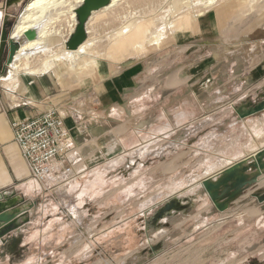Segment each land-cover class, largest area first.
Returning <instances> with one entry per match:
<instances>
[{
    "label": "crops",
    "instance_id": "obj_1",
    "mask_svg": "<svg viewBox=\"0 0 264 264\" xmlns=\"http://www.w3.org/2000/svg\"><path fill=\"white\" fill-rule=\"evenodd\" d=\"M21 12H10L11 19L20 17ZM0 13L4 15L3 11ZM199 45L201 54H195L188 66L184 61L176 70H154L153 60L148 57L119 63L101 59L93 72L79 76L81 80H73L70 85L60 84L52 72H20L17 86L9 88L3 81L10 77L11 65L3 67L0 193L15 194L36 205L28 224L0 239V264H16L13 257L18 256L19 264H35L36 256L44 251L41 241L47 236L52 239L49 254L62 250L69 255H89L91 240L100 241L106 236L102 208L106 205L109 176H113L115 206L127 209V216L115 223L113 232H119L121 239H168L169 232H162L161 227L168 225L169 220L155 222L149 213L154 207L155 174L168 179L188 176L181 189L188 191L186 197L182 195V203L195 206L202 180L264 148V110L240 119L235 103H230L227 109L231 110V117L222 129L217 118L212 117L219 98L250 92L262 94L264 42H252L243 36L228 42L222 36L217 42ZM205 48L210 52H204ZM20 53L21 49L17 54ZM49 109L63 116L68 147L58 157V167L51 177L45 183H37L14 142L11 124ZM203 115L207 118H201ZM238 125L243 131L246 126L251 127L247 135L256 136L245 152H234L233 148L227 153L224 148L219 150L218 143L208 146L202 141L203 133L205 139L234 136ZM203 152H208L210 159L205 165ZM248 196L246 191L238 199L243 201ZM260 198L264 199V191ZM257 202L262 211L260 221L264 200ZM73 242L81 244L82 249L64 248V244Z\"/></svg>",
    "mask_w": 264,
    "mask_h": 264
},
{
    "label": "rangeland",
    "instance_id": "obj_2",
    "mask_svg": "<svg viewBox=\"0 0 264 264\" xmlns=\"http://www.w3.org/2000/svg\"><path fill=\"white\" fill-rule=\"evenodd\" d=\"M250 3L252 5L255 4L257 7H250L248 3L240 9H231L229 13L221 17L218 16L214 10L206 14L202 12L198 14V16H200L199 18L202 20L204 17L208 18L210 16L209 18H212L213 21L212 25L206 26L205 24H199L189 31H173L167 24L168 20L167 23L163 24V28L156 24L155 30H153L157 31L156 35H158V38L154 39L151 35L154 31L151 32V29L149 31L150 35L147 36V40H144L145 42H138L141 46L138 45L136 48H130L128 52L125 50L126 48H122L121 45V47L119 46L120 43L118 44V42H116V44L113 42L112 38L114 34L112 26L115 25L114 27L119 29V25H124L125 27L127 25L126 23L111 24L112 28L110 25L103 28L100 27L101 29L98 28L99 30H95L96 35L92 34L93 38L97 36L95 40H98L96 44L98 46V51L91 49L93 55L91 51H89L88 56L81 60L77 68L70 71L67 75V72L62 73L60 69L48 72H52L58 78L60 84L70 85L73 80H81L79 76L82 75L86 77L90 72L95 70L97 61L94 60L104 59L112 63H119L131 58L138 59L148 57L149 60H153V69L162 71L163 73L165 69L166 71L168 69L176 70L184 61L187 62V66L191 64L189 62L197 56L195 54H201L199 51L200 42H217V39L219 40L222 36L226 38L228 42H233L235 37L239 36H243V38L245 37L252 42H264V0H257V2L256 0H251ZM128 8L129 10H127ZM128 8H126L128 17L131 16L133 10V14L135 13L134 15L138 12L137 17L133 16L129 18L132 20L139 18V10L141 9L137 8L138 11L136 12L135 7L131 6L132 10H130V7ZM163 11H166V8H164ZM148 14L145 20L153 16L152 13ZM17 17L10 20L8 30L14 29L19 19V16ZM3 19L4 15H2L1 18L2 23ZM170 19H172V16L169 17V22ZM2 23H0V26H2ZM136 26V22L132 23L126 33H128V31L129 33L131 31H133L131 33L137 32L138 29ZM135 27L136 30L134 31ZM177 42H186V44L178 45ZM57 43L58 42H54L52 46L55 47ZM124 47L126 46L124 45ZM121 49L122 52L125 50L126 53H122ZM64 50L68 51L65 45ZM203 51L210 52L209 48H205ZM178 53L181 55L178 56ZM20 72L25 73L26 70ZM252 88H250L251 91ZM262 101H264V90L262 94L258 95L250 92V94L242 96H224L223 98L217 99V102H215L217 110L212 117L217 118L219 128L222 129L223 123L231 117V110L227 109L230 103H235V110L241 108L245 111ZM203 117L207 118V116L204 115L201 118ZM250 128L246 126L243 131L242 125H238L236 126V133L234 136L230 137L227 135L226 137L224 136L225 138L223 139H216L215 137L205 139V134L203 133L202 141L203 143H207L208 146L210 143H212V146L218 143L216 146L219 150L224 148L227 153L233 148H236L234 152H245L248 146L256 140L255 135H247V132L252 130ZM239 148L240 150H238ZM208 154V152H203V165L208 164L210 161V159L207 158ZM153 178L154 207L149 211L151 218H155L159 215L163 206L172 200H177L184 205L182 200L187 196L188 191H183L181 189L186 186L188 176L179 175L177 177L174 176L173 179H168L167 176L155 174ZM45 182L46 181L42 183ZM263 186L264 180H262L258 186L256 185L259 194L261 192L263 193ZM106 189V205L102 208L105 213L103 217L105 219L106 236L100 241L91 240L90 254L84 255L78 253L69 255L65 249L67 253L61 250L55 254H49L48 252L52 247V239L47 236L46 239L41 241V247L44 251L40 256H36L37 259L35 264H264V215L263 219L259 221V215L262 211L257 207V199L250 195L255 188H249L250 190H247L249 196L246 199L243 201L236 199L232 202L229 209L224 212H217L214 209L208 196L201 188L199 192L200 195L196 196L198 200L195 206H186V208H182L178 211L172 210L171 212L163 214L164 216L161 220L168 219V222H170L168 225H163V227H161L162 232H169L168 239H157V237L154 240L151 238L121 239L118 237L120 234L119 232H113L115 223L127 216V209L123 206L121 208L115 206L113 176L107 177ZM183 194L184 197L182 196ZM137 209H140V207L134 208V210ZM216 215L220 216L215 217ZM157 234H155V237ZM159 241L161 242L159 243ZM80 247L81 244H78V242L64 244V248L70 250ZM81 249L82 248H80V250ZM18 257L19 258L13 257V262L16 264L20 262V256ZM26 258H29V256H26ZM82 259H85L84 263L81 262ZM1 260L2 256H0V262Z\"/></svg>",
    "mask_w": 264,
    "mask_h": 264
},
{
    "label": "bare ground",
    "instance_id": "obj_3",
    "mask_svg": "<svg viewBox=\"0 0 264 264\" xmlns=\"http://www.w3.org/2000/svg\"><path fill=\"white\" fill-rule=\"evenodd\" d=\"M83 2L84 0H31L29 4L26 5L12 32L13 37L22 38L26 43L21 47V53L17 54L11 64V74H9L10 77L8 79L3 81L4 86L9 88L15 87L17 84V75L22 70H26L25 73L27 74L35 75L60 69L62 73L67 72V75L70 71L77 68L79 62L88 56L91 49L94 51L97 50L98 46L96 44L98 40H95L97 36H94V38L92 37V34H95V30L109 25L111 27V24H127H125V27L124 25H119L118 27L121 29H117V27H114L115 25L111 28L116 31L114 32L112 30L114 33L112 36L113 42L120 43L119 46L121 45L122 48H126L125 50L128 52L130 48H136L139 45L138 42L147 40V36L150 35L149 31L152 29L151 32H153L156 24L163 28V24L167 23V20L169 28L173 29V31H189L199 24H205L206 26L212 25L213 21L212 18H209L210 16L208 18L204 17L202 20L199 18L200 16H198V14L202 12L206 14L214 10L216 14L221 17L229 13L231 9H240L248 3L250 7H257L255 4L252 5L250 3L251 0H111L109 5L93 12L87 21L85 32L86 38L87 34L88 38L86 41L81 44L76 51H65L64 45L74 34L78 25L76 10ZM131 6L136 8V12L138 11L137 8L141 9L139 10V18H135L136 20L129 18L133 16L137 17L138 12L134 15V10L131 12L133 15L127 16L128 7L132 10ZM126 8L128 9L126 10ZM164 8H166V11H163ZM148 13H152L153 16L145 20ZM170 16H172V19H170L169 22ZM1 18L2 14L0 13V23ZM134 22L137 24L136 27L138 31H135V27V33H131L133 31L130 33L128 31V33H126L129 26ZM156 32L157 31H154L151 34L154 39L158 38ZM26 33L34 35L35 38L33 37V39L30 38L29 40L25 39L24 34ZM54 42H58L55 47L52 46ZM124 45L126 47H124Z\"/></svg>",
    "mask_w": 264,
    "mask_h": 264
},
{
    "label": "water",
    "instance_id": "obj_4",
    "mask_svg": "<svg viewBox=\"0 0 264 264\" xmlns=\"http://www.w3.org/2000/svg\"><path fill=\"white\" fill-rule=\"evenodd\" d=\"M31 0H0V11L4 12V19L0 30V72L3 67H9L18 50L26 43L22 38H15L12 35L13 29L8 30L7 25L11 19L10 12L14 10L24 11ZM111 0H84L83 4L76 10L78 25L74 34L65 43L68 51H76L81 44L86 41V24L92 13L98 11L107 5ZM34 35L24 34V38L33 39ZM35 38V37H34ZM264 110V101L252 108L243 111L237 109L236 112L240 119L259 114ZM264 178V148L236 162L219 174L204 179L200 182V187L208 196L214 209L217 212H224L229 209L232 202L241 197L249 188H255L250 194L258 201L260 198L256 185L259 179ZM36 203L32 200L24 199L21 196L12 194L5 196L0 193V239L10 235L12 232L20 229L30 222V213L33 212ZM186 208L177 200L166 203L159 215L155 217V222L163 218V214L178 211Z\"/></svg>",
    "mask_w": 264,
    "mask_h": 264
},
{
    "label": "built area",
    "instance_id": "obj_5",
    "mask_svg": "<svg viewBox=\"0 0 264 264\" xmlns=\"http://www.w3.org/2000/svg\"><path fill=\"white\" fill-rule=\"evenodd\" d=\"M11 128L32 180L37 183L48 180L58 167V157L68 147L64 118L55 109H49L38 116L16 120Z\"/></svg>",
    "mask_w": 264,
    "mask_h": 264
},
{
    "label": "flooded vegetation",
    "instance_id": "obj_6",
    "mask_svg": "<svg viewBox=\"0 0 264 264\" xmlns=\"http://www.w3.org/2000/svg\"><path fill=\"white\" fill-rule=\"evenodd\" d=\"M11 20V19H10ZM9 26H10V21H9V24L7 25V29H9Z\"/></svg>",
    "mask_w": 264,
    "mask_h": 264
}]
</instances>
